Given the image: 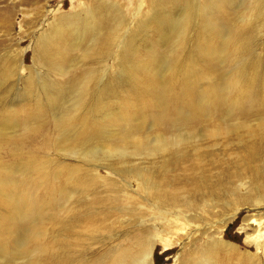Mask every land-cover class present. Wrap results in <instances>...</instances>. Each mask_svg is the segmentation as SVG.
I'll use <instances>...</instances> for the list:
<instances>
[{"label": "rangeland", "instance_id": "rangeland-1", "mask_svg": "<svg viewBox=\"0 0 264 264\" xmlns=\"http://www.w3.org/2000/svg\"><path fill=\"white\" fill-rule=\"evenodd\" d=\"M233 1L237 7L223 13L231 14V18L221 16L219 28L209 38V47L217 48L218 55L209 59L204 52L195 50L196 40L186 43L175 57L178 65L175 87L194 107L204 96L211 99L217 92L213 85L230 77L240 64L242 73L239 80L245 86L241 87L252 94V103L242 112H233L227 104L219 105L212 112L203 114L200 123L186 127L161 125L156 116L160 104H156L154 96L145 90L154 86L152 84L158 79L146 80L140 85L129 80L123 82L118 79L122 68L115 53L102 52L92 57L86 56V52L97 41L102 43V49L112 43L106 35L91 33L81 37L61 34L59 30L62 27L54 26L53 30L58 33L54 37V45L61 44L64 50L49 56L41 54L42 50L38 46L41 33L50 32V26L61 15L83 11L91 6L90 2L98 3V0H0V74L4 77L0 86V159L4 164H7V159L8 163L20 161L19 164L37 160L39 162L34 165L35 169L47 161L48 176L42 181L47 182L49 193L56 192L54 183L58 180L55 175L60 169L64 171L76 166L88 168L97 165L99 176L113 181L108 185L100 183L92 186L91 183L88 187L92 186V190L83 189L78 193L73 199L76 214L67 218L65 212L63 216L68 221L66 227L59 222L47 224L52 227L49 228L50 236L56 241L55 249H59V257L43 260V264H90V261L102 260L105 239L114 245L127 244L129 240L132 243L135 230L144 227L135 225L130 214L120 212L122 209L117 200L109 199L122 185L129 190L128 194L136 195L132 190L139 187V180L134 172H129L125 180L124 173L118 174L107 164H112L116 170H123V167L128 170L134 167L156 168L158 179L165 185L163 188L169 184V189L177 195L179 193L180 199L192 195L198 200L210 191L223 193L233 199L236 192L243 193L239 191L238 185L254 175L262 179L259 185L264 190V12L241 31L249 16V0ZM110 2L114 8L110 7L109 11L114 16L122 15L135 20L142 13L139 11V0ZM147 6L146 3L143 8ZM168 10L175 12L176 8L171 6ZM110 25L113 28L115 21H110L108 28ZM228 33L231 34V43L223 46L220 39ZM161 35L154 31H142L137 38L140 56H148L147 49L152 44L156 48L160 58L156 70L164 75L167 73L164 66L176 48V38H162ZM239 47L242 56L236 62L233 55ZM114 49L117 50V46ZM192 63L197 64V75L192 80H186L188 65ZM91 73L98 76L96 86L100 88L108 84L115 90L95 95L91 87V94L86 96L81 111L75 113L76 98L83 89L84 80ZM59 92H62L60 96ZM53 99L61 105L52 111L49 104ZM67 105L70 115L76 114L77 117L67 130H62L57 118ZM70 115L65 114V117L69 118ZM121 115L132 119L136 126H141L133 134V137L141 139V146H135L130 141L126 144L117 136L112 137V134L118 133L115 118ZM100 124H103V131L98 133L95 128ZM191 136L195 137L194 140L172 147L183 149L181 152L170 157L166 155L158 159L156 164L148 162L150 157L146 153L138 156L134 151L155 149L163 139L170 142L182 137L188 141ZM94 149L100 152V157L108 156V160H90L89 152ZM120 151H125L127 157L120 159L109 156L110 152L117 154ZM251 151H255L252 156L249 155ZM227 189H231V196L225 193ZM128 204L132 202L129 200ZM224 211L226 213H222ZM218 212L221 214L218 218L222 219L231 215L232 210L218 209ZM248 214L241 206L237 218L223 231L226 239L238 246L237 249L232 248L228 256L231 264L239 262V252L246 247L258 252L253 242V245L246 242L247 233L243 225ZM60 217L59 214L57 218ZM218 218L215 221L220 220ZM186 232L176 230L166 235L168 238L164 241L161 236L166 233L155 230L160 239L155 245L158 264H180L185 254L189 258L191 249L186 250L184 246ZM82 240L88 248L86 253L78 251L75 246ZM221 257L225 258V253H221ZM86 258L90 261L84 260Z\"/></svg>", "mask_w": 264, "mask_h": 264}, {"label": "bare ground", "instance_id": "bare-ground-1", "mask_svg": "<svg viewBox=\"0 0 264 264\" xmlns=\"http://www.w3.org/2000/svg\"><path fill=\"white\" fill-rule=\"evenodd\" d=\"M90 3L91 6L83 11L61 15L58 21L55 20L54 24L50 26V32L41 33L38 46L42 50V55L49 56L53 52L59 54L64 50L63 45L58 43L54 45V37L58 34L53 30L54 26L62 27L59 30L61 34L68 33L81 37L91 33L100 36L106 35L107 40L112 43L102 49V43L97 41L86 52V56L92 57L102 54V52L115 53L122 68V74L118 76V79L123 82L129 80L135 85H140L146 80L158 79L156 83L152 84L154 86L145 90L146 93L154 96L156 104H160L157 106L159 111L156 116L159 117L163 126L187 127L196 122L200 123L203 114L212 112V109H216L222 104L229 105L233 112H242L251 105L252 94L241 87L243 85L239 80L242 73L240 64L233 70L230 77L213 85V89L217 92L211 99L209 96H204L200 102L194 104V107L191 106V101L175 87L178 68L175 57L186 43L196 40L195 50L204 52L209 59L215 54L218 55L217 48L209 47L211 42L209 38L219 28L221 16L231 18V14L223 13L231 12L233 7H237L233 0H139V11L142 13L137 15L135 20L127 19L122 15L114 16L109 11L110 7L114 8L110 0H98V3ZM146 3L148 6L143 8ZM248 4L249 16L241 31L252 21L260 18L264 12V0H249ZM171 6L176 8L175 12L168 10ZM112 20L115 21V26L112 28L110 25L108 28ZM104 26L105 32L103 31ZM142 31L160 33L162 38H170V36L176 38L174 56L172 53L164 66L167 69L166 74L160 75L156 70L160 58H158L159 53L153 44L147 49L148 56H140V44L137 36ZM220 40L223 46H227L231 43V34H226ZM115 46H117V50L114 49ZM238 49L233 55V60L236 62L240 61L242 56L241 47ZM221 51H223L222 48ZM196 69V63L188 65L185 79H194L197 75ZM3 82L4 77L0 74V86ZM97 82L98 76L95 73L89 74L84 80L83 89L80 90L78 99L76 98L75 113L81 111L82 105L86 102V96L91 94V87L94 89L95 95L107 94L115 90V87L112 88L108 84L99 88L96 86ZM208 89L212 91L210 87ZM61 94L62 92H59V96ZM79 98H81V102ZM60 105L61 103H55V99L49 104L52 111ZM68 107L69 105L64 106L62 114H59L57 118L58 126L61 125L62 130H67L74 123L72 120L77 117L76 114L70 115L71 112L67 111ZM68 113L69 118L65 117V114ZM115 120L118 133L112 132L114 133H111L112 137L117 136L126 144L130 141L134 142L135 146H141V139L133 137V134L141 129V126H136L132 119L129 120L124 115L115 118ZM102 127L103 124H100L95 130L101 133ZM194 138L191 136L187 141L180 137L170 142L163 139L155 149H134V151L138 156L146 153V156L150 157L148 162L156 164L158 159L166 155L170 157L183 150L172 149V147H179ZM99 150L101 151V149ZM13 153L19 155L18 152ZM89 153L90 160L96 162L108 160V156L100 157V152L95 149ZM254 153L255 151H251L249 155L252 156ZM109 156L122 159L127 157V154L125 151H120L117 154L110 152ZM7 160L9 161V159ZM8 161H6L7 164H4L0 159V264H43V260L58 258L59 249H55L56 241L51 239L49 231V228L52 227L48 225L59 222L63 227H66L68 221L63 216L65 212L67 218H72L76 214L73 199L78 193L83 189L92 190V186L100 185V183L108 185L113 181L100 177L97 165L88 168L76 166L64 171L60 169L55 175L58 181L54 183L55 191L59 192H57L58 194L56 192L49 193L47 182L42 181L48 176L46 173L47 161H43L42 166L38 169L34 167L39 162L37 160L26 164H19L20 161L8 163ZM106 166L118 174L124 173L125 180L129 172H134L139 180V187L132 190L136 192V195L128 194L129 190L122 185L109 199L117 200L121 205L120 212L130 214L135 225L144 227L135 230L132 243L129 240L127 244L114 245L109 243V239H105L102 260L84 259L90 261V264H158L155 245L160 239L156 236L155 230L166 233L161 236L164 241L167 240L166 235L169 233L176 230H187L184 246L186 250L191 249L190 256L187 258V254L183 255L180 264H231V259L228 256L231 255L232 248L237 249L238 246L227 240L223 231L230 222L237 218L241 206H244L249 212L244 218L243 225V229L247 233L246 242L250 245L253 242L258 252H253L246 247L244 251L239 252L240 258L237 264H264V190L259 185L262 179H258L254 175L242 182L238 185V189L243 193L236 192L233 199L226 197L223 193L213 191L198 200H195L192 195L180 199V194L177 192V195L174 190L169 189V184H167V188H163L165 185L162 180L158 179L159 174L156 168L150 170L149 168L134 167L128 170L123 167V170H116L112 164ZM91 183L92 186L89 188L88 185ZM128 183L130 185L129 181ZM225 193L231 196V189L225 190ZM129 200L132 202L131 205L128 204ZM228 208L232 210L231 215L222 219L218 218L221 215L218 209L226 210ZM59 214L61 217L57 218ZM217 218L220 220L215 221ZM181 238L179 237V239ZM164 245L168 246L165 242ZM75 246L80 252L88 251L83 240ZM221 253H225V258L221 257Z\"/></svg>", "mask_w": 264, "mask_h": 264}]
</instances>
